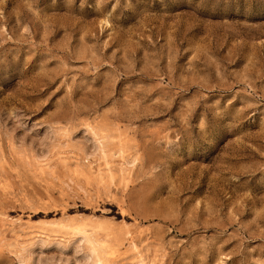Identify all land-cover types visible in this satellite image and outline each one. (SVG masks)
I'll return each instance as SVG.
<instances>
[{
    "label": "rangeland",
    "instance_id": "1",
    "mask_svg": "<svg viewBox=\"0 0 264 264\" xmlns=\"http://www.w3.org/2000/svg\"><path fill=\"white\" fill-rule=\"evenodd\" d=\"M0 264H264V0H0Z\"/></svg>",
    "mask_w": 264,
    "mask_h": 264
}]
</instances>
